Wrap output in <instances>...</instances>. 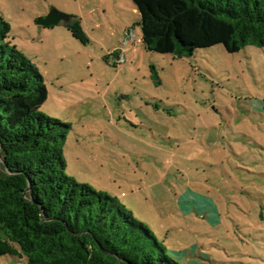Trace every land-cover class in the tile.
I'll return each instance as SVG.
<instances>
[{"label":"rangeland","instance_id":"1","mask_svg":"<svg viewBox=\"0 0 264 264\" xmlns=\"http://www.w3.org/2000/svg\"><path fill=\"white\" fill-rule=\"evenodd\" d=\"M0 13L44 77L40 110L70 125L69 176L116 197L182 264H264V46L148 50L133 0H0Z\"/></svg>","mask_w":264,"mask_h":264},{"label":"trees","instance_id":"2","mask_svg":"<svg viewBox=\"0 0 264 264\" xmlns=\"http://www.w3.org/2000/svg\"><path fill=\"white\" fill-rule=\"evenodd\" d=\"M148 50L264 46V0H133ZM66 26L87 42L79 19ZM0 13V255L25 264H182L116 197L65 172L70 125L42 112L38 67Z\"/></svg>","mask_w":264,"mask_h":264},{"label":"water","instance_id":"3","mask_svg":"<svg viewBox=\"0 0 264 264\" xmlns=\"http://www.w3.org/2000/svg\"><path fill=\"white\" fill-rule=\"evenodd\" d=\"M67 21V19H66ZM58 22V19L53 16L52 14L48 15V17L41 20V24L43 25H50V24H56Z\"/></svg>","mask_w":264,"mask_h":264},{"label":"crops","instance_id":"4","mask_svg":"<svg viewBox=\"0 0 264 264\" xmlns=\"http://www.w3.org/2000/svg\"><path fill=\"white\" fill-rule=\"evenodd\" d=\"M172 254H174V253L172 252Z\"/></svg>","mask_w":264,"mask_h":264}]
</instances>
